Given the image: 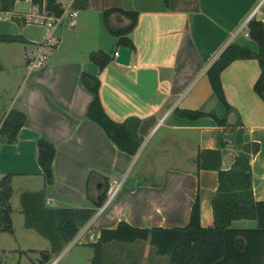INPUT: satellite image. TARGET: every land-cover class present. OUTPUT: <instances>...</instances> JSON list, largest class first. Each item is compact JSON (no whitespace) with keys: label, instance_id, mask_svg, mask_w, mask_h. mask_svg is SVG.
<instances>
[{"label":"crops","instance_id":"crops-1","mask_svg":"<svg viewBox=\"0 0 264 264\" xmlns=\"http://www.w3.org/2000/svg\"><path fill=\"white\" fill-rule=\"evenodd\" d=\"M58 1L63 12L50 26L43 21L49 15L46 10L30 0H15L10 10L0 11V34L22 37L0 39V122L13 108L26 116L14 141L0 134V177L11 174L13 226L12 231L0 229V264L5 250L38 252L39 262L40 251L49 248L48 239L44 242L38 231L24 224L19 200L24 190L43 187L51 207L94 208L63 248L90 247L102 227H115L119 220L140 227L182 226L196 195L200 224L209 227L217 170L197 168L199 150L219 149L220 166L227 169L236 154L246 153L243 142H258V150L246 154L253 196L264 200V100L253 89L257 60L236 58L220 73L232 111L219 101L206 75L229 42L257 48L247 33V21L258 5L253 16L264 27V0H88L85 8H76L73 25L68 23L72 0ZM111 6L138 12L129 33L134 47L128 64L115 60L119 45L103 21V10ZM109 20L127 22L117 13ZM40 43L46 50L45 62L30 67L25 53H38ZM96 49L113 56L102 68L89 59V52ZM81 71L99 77L101 104L111 119L138 117L142 140L135 153L119 149L87 117L93 94L80 81ZM176 107L212 112L226 122L217 124L210 115L182 116ZM238 119L241 124H236ZM240 127L243 142L236 141ZM40 137L55 146L51 184H45L36 158ZM115 176H124L123 184L98 212L95 201ZM256 224L251 218L230 222L239 228Z\"/></svg>","mask_w":264,"mask_h":264},{"label":"trees","instance_id":"trees-1","mask_svg":"<svg viewBox=\"0 0 264 264\" xmlns=\"http://www.w3.org/2000/svg\"><path fill=\"white\" fill-rule=\"evenodd\" d=\"M15 0H0V11L10 10ZM38 9L44 8L47 13L61 15L63 7L58 0H30ZM167 3L168 0H163ZM88 0H72V8H85ZM112 13L127 18V22L112 24L109 16ZM103 21L107 30L116 36L118 45L134 47L129 36L137 21L138 12L119 6L103 10ZM247 33L256 42L257 48L251 50L236 42H229L210 63L206 75L211 88L227 111L233 107L227 102L220 79V73L236 58L253 57L257 60L259 74L253 83L254 91L264 100V27L260 19L252 16L247 21ZM20 35L0 34L2 40L21 39ZM112 55L102 49L89 52V59L99 68L104 67ZM79 79L92 94L86 115L97 122L115 143L130 154L135 153L142 137L138 132L139 119L128 116L122 121L111 119L103 109L99 96V77L87 71H81ZM175 112L189 118L202 115L212 116L217 124H225L226 119L215 113L198 109L176 107ZM25 114L18 109H10L0 122V134L6 141L16 139L19 128L24 124ZM236 124H241L238 119ZM242 128L236 134V141H242ZM243 150L256 152L258 142H243ZM246 153L236 154L231 166L223 169L220 166L219 149H200L197 156V168H214L217 170V187L211 198L213 224L204 227L200 224V202L196 195L189 213V219L182 226L140 227L119 220L115 227H102L98 239L90 242L93 249L91 264H103V244L111 240L134 241L149 239L159 254H168V264H264V200L255 199L251 187L250 158ZM54 144L45 139L36 140V158L41 168L45 184L54 181L53 159ZM12 192L11 174L0 177V229L12 231L10 196ZM105 198V190L95 201L99 206ZM24 224L36 229L49 241V248L41 250L39 264H46L53 253L59 252L71 240L79 227L93 214L91 207H51L46 204L44 188L24 190L19 196ZM238 218H251L257 221L254 227H231L230 222Z\"/></svg>","mask_w":264,"mask_h":264},{"label":"rangeland","instance_id":"rangeland-1","mask_svg":"<svg viewBox=\"0 0 264 264\" xmlns=\"http://www.w3.org/2000/svg\"><path fill=\"white\" fill-rule=\"evenodd\" d=\"M41 238H43L44 242L47 241L44 236ZM92 254L93 249L91 246L82 247L75 244L53 253L47 264L51 263L54 258L56 260L53 264H91ZM37 255L38 252L35 251L5 250L2 253L1 264L39 263ZM144 262H149V264H168L169 256L168 254L157 253L155 245L147 239H136L134 241L111 240L106 242L103 247V264H136Z\"/></svg>","mask_w":264,"mask_h":264},{"label":"built area","instance_id":"built-area-1","mask_svg":"<svg viewBox=\"0 0 264 264\" xmlns=\"http://www.w3.org/2000/svg\"><path fill=\"white\" fill-rule=\"evenodd\" d=\"M258 5L254 7V9L250 13V17H252L255 12L257 11ZM77 9L76 8H71L68 11V23L70 25L75 24L76 22V16H77ZM49 14V13H48ZM61 15H53L49 14L45 16V20H43L47 25H54L56 21L60 19ZM39 51L38 53L33 54L31 51H26L25 56L27 59V64L30 67H38L44 64L45 58H46V50L44 49V43H40L39 46ZM114 55H117V50H115ZM124 181V176H115L110 179L108 182L106 189H105V198L103 202L98 206V212L101 211L115 196L117 191L120 189ZM55 260H53L49 264H53Z\"/></svg>","mask_w":264,"mask_h":264},{"label":"water","instance_id":"water-1","mask_svg":"<svg viewBox=\"0 0 264 264\" xmlns=\"http://www.w3.org/2000/svg\"><path fill=\"white\" fill-rule=\"evenodd\" d=\"M131 51V47L126 45H119L117 48V55L115 56V60L123 64H128L130 60Z\"/></svg>","mask_w":264,"mask_h":264}]
</instances>
